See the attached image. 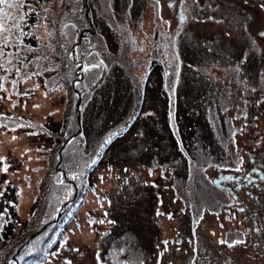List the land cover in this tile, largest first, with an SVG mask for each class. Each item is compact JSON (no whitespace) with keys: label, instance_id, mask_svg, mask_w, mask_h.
Returning <instances> with one entry per match:
<instances>
[{"label":"rangeland","instance_id":"1","mask_svg":"<svg viewBox=\"0 0 264 264\" xmlns=\"http://www.w3.org/2000/svg\"><path fill=\"white\" fill-rule=\"evenodd\" d=\"M25 5L27 68L0 69V264L32 208L37 231L69 201L38 264H193L196 251L200 264H264V0ZM84 19L91 40L73 57ZM161 51L177 62L172 90Z\"/></svg>","mask_w":264,"mask_h":264},{"label":"trees","instance_id":"2","mask_svg":"<svg viewBox=\"0 0 264 264\" xmlns=\"http://www.w3.org/2000/svg\"><path fill=\"white\" fill-rule=\"evenodd\" d=\"M86 4V3H85ZM10 8V10H8ZM33 8V7H32ZM0 9H3V11L4 12H7L8 13V15H9V17H15V20H13V19H8V20H6L5 21V24L6 25H8V26H11L13 23H20V25H21V28L23 29V32L25 33V35L23 36V38H22V40H23V43H22V45L21 46H24V44H26V42L28 41V40H30V38L33 36V32H35V30H34V28H33V26L31 25V23L33 22L32 21V19H31V17L29 16V14L32 12V11H29V9H27V11H22V9L20 8L19 10H17L16 8H12V7H10L9 5H0ZM34 9V8H33ZM25 13H27V15L25 16V18H24V20H20L19 18H20V16L21 15H24ZM88 16V15H87ZM86 16V17H87ZM86 21V22H85ZM35 22H36V24L38 23V19L37 18H35ZM85 22L86 23V25H88V24H90V21L88 22L87 20H85L84 19V21L83 20H81V22L79 23V24H77V28L79 29V34L81 33V31H82V34L80 35V39H78L76 42H73V49H72V56L74 57H76V51H77V48L78 47H80L81 45H82V43L84 42V40H86V41H89V36H86V33H87V35H89L90 34V31H86V30H82L81 28H83L84 27V25H83V23ZM89 26V25H88ZM66 31H68V26H66V30H65V33H66ZM13 35H15V30H14V32H13ZM79 36V35H78ZM33 38H34V36H33ZM35 39V38H34ZM37 40V39H36ZM90 40H91V38H90ZM52 41H53V43L51 44V46L54 44V39L52 38ZM31 45H33V44H29L28 45V47H25V48H27V50H29V48L31 47ZM11 46V45H10ZM77 47V48H76ZM14 49H16L15 47H13ZM11 50V51H10ZM6 51H10V52H13L12 51V49H10V47H8L7 49H6ZM160 58L161 59H159V61L162 63V65H163V67H165V69H166V74H167V78H168V86H169V90H172L174 87H175V85H176V79H175V74H176V71H177V69H178V66H177V62H174L173 60H172V57H171V55L169 54V52L166 54L165 52L163 53L162 51H161V55H160ZM77 61H79V66L78 67H83V63H84V61H83V59H80V60H77ZM82 74H84V73H82ZM82 80H83V77H82ZM77 83V82H76ZM75 88L77 89H74V91H79L78 90V88H77V86H75ZM175 100H173V98L171 97L170 98V103L171 104H174L173 102H174ZM172 107V106H171ZM82 110V109H81ZM80 110V111H81ZM173 116H171L170 117V120H171V118H172ZM171 123V122H170ZM171 124H173V123H171ZM171 128H172V131L176 134V129H175V126H171ZM56 134V133H55ZM55 134H53V135H55ZM177 136H178V134H177ZM63 149H64V147H63ZM72 154H73V157L77 160V158L79 157V155H75V152L74 151H72ZM54 158H55V160L57 159L58 160V158H59V162H60V164L62 165V163H63V159H64V152H62L61 153V156L59 155L58 156V152H56V155L54 156ZM81 160V156L78 158V160L77 161H80ZM87 165V164H86ZM77 170H78V168H77ZM64 172H66V170L64 171ZM71 183V185L72 186H75V183L77 184V186H78V183L77 182H75V183H73L72 181H70ZM43 183V182H42ZM41 187H43V186H40V188ZM89 191V190H88ZM77 192H78V190H77ZM37 198V194H35V199ZM34 199V200H35ZM70 202V201H69ZM69 202H67V204H66V206H64V207H62L61 209H60V211H61V215L58 217V220H50V219H52L53 218V216L52 217H50V214H43V215H39L38 216V219H39V223H41V225L42 224H44V223H46L48 220H50L51 222L50 223H48L47 224V227H45L44 229H43V231H41V232H38L37 234H36V229L38 228L37 227V225H38V223L36 224V226H34L35 224H34V222H35V218H36V213L34 212L33 214H32V212H33V208L31 209V211H29V213H28V215H27V219H28V221H27V224H26V227H25V231H27V230H29V234H27V235H25V237L22 239V241H20L18 244H15V248L12 250V252H11V255H10V257L8 258V261L7 262H4L3 264H38V262H40V261H44L45 259H46V256L44 255V254H42V252H40V250H37V251H35L34 250V248L37 246V244L39 243V240H40V238L45 234V231H46V229L50 226V229L52 230V231H54L55 230V227L58 229V233H62V231L64 230V227L69 223V220H70V218L71 217H69L70 215H68V216H65L64 214L67 212V210H68V204H69ZM195 204V208L194 209H196V212H198L200 215H202L199 219H201L203 216H204V213H203V210H201L200 208H199V206L196 204V203H194ZM56 213H58V212H56ZM203 213V214H202ZM63 217H66V220L64 221L63 219ZM9 219V217H8V214H6V213H4V212H2V214H0V229L1 228H5V224H3V222L4 221H7ZM32 220V221H31ZM58 221H60V222H63L62 223V225H57V222ZM25 222H19V224L22 226L23 224H24ZM55 223V224H54ZM3 224V225H2ZM55 225V226H53L52 228H51V226L52 225ZM151 231H152V233H153V236L155 235V233H156V231L154 230V228H151L150 229ZM0 234H1V232H0ZM41 236V237H40ZM5 240V238H4V233H3V235L1 236V242H3ZM42 240H43V238H42ZM41 240V241H42ZM219 240L221 241V240H226L225 238H223V237H221L220 236V238H219ZM19 249V250H18ZM18 250V252L16 253V251ZM34 250V251H33ZM197 252V251H196ZM196 252H195V255H197L196 254ZM194 255V256H195ZM13 256H15L16 258H15V261L14 260H12V257ZM194 256H192L193 257V260L195 261L193 264H200L198 261H197V259H196V257H194ZM201 258H203L202 256H201V254L200 253H198V259H201ZM196 259V260H195ZM49 264H51V263H49ZM189 264V263H188Z\"/></svg>","mask_w":264,"mask_h":264},{"label":"snow or ice","instance_id":"3","mask_svg":"<svg viewBox=\"0 0 264 264\" xmlns=\"http://www.w3.org/2000/svg\"><path fill=\"white\" fill-rule=\"evenodd\" d=\"M0 5H9L12 8H16L19 10L20 8L26 6L25 0H0ZM29 11L34 12L35 9H33L30 5H27ZM20 16V20H24L25 16ZM8 19L15 20V17H9L7 12H4L3 9H0V69L4 70L5 72H11L13 69L17 72V74L21 73L22 69H26L27 65L23 64L22 62V54H21V45L23 43V36L25 33L23 32V29L21 28L20 23H13L11 26H8L5 24V21ZM15 30V35H13V32ZM13 46L16 48V52H10L6 51V49L9 46ZM13 61L16 62V64H19L20 67H16V64L13 63ZM99 65H94V67H98ZM37 73H33L35 75ZM31 76H27L26 79H30ZM7 77H0V88L3 86V81H6ZM13 84H16V81H13ZM118 134V133H117ZM110 139L106 141V143L110 142ZM2 194V193H0ZM243 241H235V243H242ZM221 244L227 243L224 240L220 241ZM67 264H71V261H68Z\"/></svg>","mask_w":264,"mask_h":264},{"label":"water","instance_id":"4","mask_svg":"<svg viewBox=\"0 0 264 264\" xmlns=\"http://www.w3.org/2000/svg\"><path fill=\"white\" fill-rule=\"evenodd\" d=\"M86 6H87V4H86ZM79 101H80V97L78 98V102H79ZM78 102H77V109L79 108V104H78ZM77 116H78V120H79V119H80L79 113H78ZM58 215H59V214H58ZM45 227H46V225L43 226L42 228H40V229L37 231V233L40 232V231H42V229H44ZM37 233H36V234H37Z\"/></svg>","mask_w":264,"mask_h":264},{"label":"bare ground","instance_id":"5","mask_svg":"<svg viewBox=\"0 0 264 264\" xmlns=\"http://www.w3.org/2000/svg\"><path fill=\"white\" fill-rule=\"evenodd\" d=\"M78 195V194H77ZM77 197V196H76Z\"/></svg>","mask_w":264,"mask_h":264}]
</instances>
